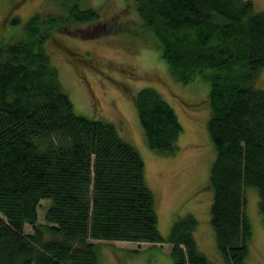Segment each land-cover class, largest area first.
<instances>
[{
  "label": "trees",
  "instance_id": "16d2710c",
  "mask_svg": "<svg viewBox=\"0 0 264 264\" xmlns=\"http://www.w3.org/2000/svg\"><path fill=\"white\" fill-rule=\"evenodd\" d=\"M134 8L133 36L159 52L174 80L209 82L210 224L224 263L248 264L245 187L256 188L264 221V89L253 85L264 69V10L251 0H135ZM67 12L34 13L19 38L0 40V264H98L91 239L168 243L174 264H212L194 240L193 215L175 218L166 238L158 231L138 149L106 119L75 112L46 38L98 12L76 3ZM130 101L148 147L175 152L183 126L170 103L150 86ZM41 199L49 202L42 223Z\"/></svg>",
  "mask_w": 264,
  "mask_h": 264
},
{
  "label": "rangeland",
  "instance_id": "374dc122",
  "mask_svg": "<svg viewBox=\"0 0 264 264\" xmlns=\"http://www.w3.org/2000/svg\"><path fill=\"white\" fill-rule=\"evenodd\" d=\"M264 10V0H251ZM92 8L97 19L58 27L46 38L62 86L77 114L104 118L121 138L136 147L144 161V178L152 190L158 214V231L166 238L175 218L191 214L197 220L193 237L200 252L212 264H225L217 250L210 224L212 191L208 186L215 148L207 133L209 82L198 74L192 82L174 80L159 52L146 49L133 36L140 19L135 0H0V40L19 38L24 22L34 13L66 16L68 7ZM19 19L13 22L12 19ZM254 87L264 89V69ZM155 88L172 106L183 126L173 153L160 154L148 147L130 95ZM245 214L252 235L248 264H264V221L256 188L243 191ZM49 202L41 199L38 221L44 222ZM25 228L29 231L31 227ZM98 264H174L168 243H135L93 240Z\"/></svg>",
  "mask_w": 264,
  "mask_h": 264
}]
</instances>
